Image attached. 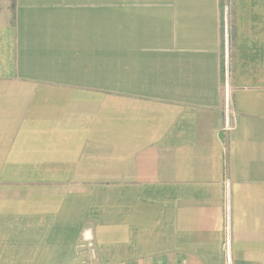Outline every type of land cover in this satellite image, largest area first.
Wrapping results in <instances>:
<instances>
[{
  "label": "crops",
  "instance_id": "obj_1",
  "mask_svg": "<svg viewBox=\"0 0 264 264\" xmlns=\"http://www.w3.org/2000/svg\"><path fill=\"white\" fill-rule=\"evenodd\" d=\"M0 264H264V0H0Z\"/></svg>",
  "mask_w": 264,
  "mask_h": 264
},
{
  "label": "trees",
  "instance_id": "obj_2",
  "mask_svg": "<svg viewBox=\"0 0 264 264\" xmlns=\"http://www.w3.org/2000/svg\"><path fill=\"white\" fill-rule=\"evenodd\" d=\"M231 6H232V0H219L223 49H224V43H225V12H226V9H228V11H229L228 13H230ZM229 36H230L231 39L232 38L234 39V37H235V31H234L233 26L231 28H229ZM223 52H224V50H223ZM224 65L225 64H224V53H223L222 62H221L223 77H224V67H225Z\"/></svg>",
  "mask_w": 264,
  "mask_h": 264
},
{
  "label": "built area",
  "instance_id": "obj_3",
  "mask_svg": "<svg viewBox=\"0 0 264 264\" xmlns=\"http://www.w3.org/2000/svg\"><path fill=\"white\" fill-rule=\"evenodd\" d=\"M227 127H229V126L227 125ZM230 246H231V241H230L229 235H228L226 238V241H225V248H226L227 256L229 255V252H230Z\"/></svg>",
  "mask_w": 264,
  "mask_h": 264
},
{
  "label": "rangeland",
  "instance_id": "obj_4",
  "mask_svg": "<svg viewBox=\"0 0 264 264\" xmlns=\"http://www.w3.org/2000/svg\"><path fill=\"white\" fill-rule=\"evenodd\" d=\"M230 10V9H229ZM229 12V11H228ZM228 16H229V14H228ZM231 16V15H230ZM230 25H232V22L230 23Z\"/></svg>",
  "mask_w": 264,
  "mask_h": 264
}]
</instances>
